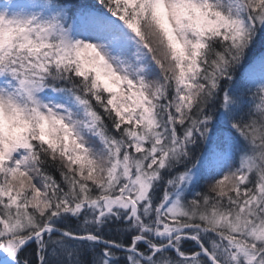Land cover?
<instances>
[{
	"label": "snow or ice",
	"instance_id": "6c2138e0",
	"mask_svg": "<svg viewBox=\"0 0 264 264\" xmlns=\"http://www.w3.org/2000/svg\"><path fill=\"white\" fill-rule=\"evenodd\" d=\"M0 264H264V0H0Z\"/></svg>",
	"mask_w": 264,
	"mask_h": 264
}]
</instances>
